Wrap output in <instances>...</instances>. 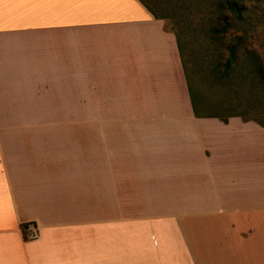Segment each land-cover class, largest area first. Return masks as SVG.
Instances as JSON below:
<instances>
[{"label": "crops", "instance_id": "1", "mask_svg": "<svg viewBox=\"0 0 264 264\" xmlns=\"http://www.w3.org/2000/svg\"><path fill=\"white\" fill-rule=\"evenodd\" d=\"M0 264H264L262 120L137 0H0Z\"/></svg>", "mask_w": 264, "mask_h": 264}, {"label": "rangeland", "instance_id": "2", "mask_svg": "<svg viewBox=\"0 0 264 264\" xmlns=\"http://www.w3.org/2000/svg\"><path fill=\"white\" fill-rule=\"evenodd\" d=\"M145 1L159 15L167 17L164 20L166 27L176 34L181 44L184 59L193 76L191 87L194 86L202 96L203 105L223 115L234 112L243 114L245 118L263 117L261 113L252 111V106H257L263 112L264 98L255 96L246 85L237 94L228 95L226 87L215 83L212 85L210 78L213 76L209 72L215 65L216 57L221 56L222 64L227 48L239 36L246 53L257 55L264 63V0H237L240 3L238 18L228 10L226 0ZM215 3L221 4L222 8H216ZM217 17L220 19L216 20ZM222 29L226 32L221 34ZM215 35L218 39L212 41ZM202 74L207 76L206 83H202ZM193 98L197 110L201 111L198 97L194 95ZM228 103L232 106L229 107L231 111Z\"/></svg>", "mask_w": 264, "mask_h": 264}, {"label": "trees", "instance_id": "3", "mask_svg": "<svg viewBox=\"0 0 264 264\" xmlns=\"http://www.w3.org/2000/svg\"><path fill=\"white\" fill-rule=\"evenodd\" d=\"M140 2L145 9L155 18V19H162L165 20L167 17L164 15H159L158 12H156L155 8H152V6L148 5L147 1L145 0H137ZM225 3L228 4V10L238 18L239 15V7L240 3L237 2V0H226ZM221 5V4H220ZM219 4L215 3V7L219 10L222 8ZM221 7V8H220ZM217 9V10H218ZM220 19L219 17L216 18V20ZM226 30L222 29L220 33H225ZM245 32V31H244ZM175 35L176 39V47L178 54L180 56V60L182 63V68L184 72V77L186 80L188 93L190 96V101L192 105V111L195 117L203 116V117H216L225 122V119L227 117L236 116L240 117L242 120H252L257 121L258 118H245L243 117V114L238 113H230L228 115H223L220 113H217L216 111L210 109V107H207L206 105H203V98L199 95L196 88L191 87L193 85V76L191 74V69L187 66L186 61L184 59L183 50L181 48V44L178 41V38ZM212 41H217L218 36L215 35L212 38ZM242 38L241 36L236 38V41L233 45L229 46L227 48V55L225 56V59L222 61V64H220L221 56L216 57V62L213 67V69L209 72L213 77H211L210 81L212 85L215 83V85H220L227 88L228 95L237 94L238 90L245 87V85L248 87V90L253 92L255 96L264 98V63L261 62V59L257 57L255 54H247L244 47L241 46ZM245 51V52H244ZM249 55V56H247ZM208 70V69H207ZM206 70V72H207ZM206 74V73H205ZM205 74L203 75V82L206 83L207 76ZM192 82V85H191ZM194 95L198 97V102L201 111L197 110V107L195 106L194 102ZM228 109L230 110L232 107L228 103ZM231 111V110H230ZM252 111L255 113H261L263 115L262 118L259 120H262V124H264V111L262 112L257 108V106H252ZM25 225L21 226V230H24ZM24 234V231H23Z\"/></svg>", "mask_w": 264, "mask_h": 264}, {"label": "built area", "instance_id": "4", "mask_svg": "<svg viewBox=\"0 0 264 264\" xmlns=\"http://www.w3.org/2000/svg\"><path fill=\"white\" fill-rule=\"evenodd\" d=\"M23 231L24 238L27 240H33L38 237V232L32 224H26Z\"/></svg>", "mask_w": 264, "mask_h": 264}]
</instances>
